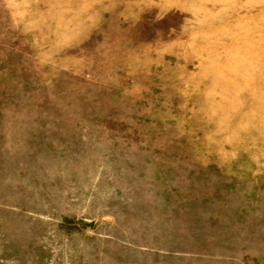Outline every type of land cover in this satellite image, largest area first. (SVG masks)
Returning <instances> with one entry per match:
<instances>
[{
    "label": "rangeland",
    "instance_id": "1",
    "mask_svg": "<svg viewBox=\"0 0 264 264\" xmlns=\"http://www.w3.org/2000/svg\"><path fill=\"white\" fill-rule=\"evenodd\" d=\"M0 264H264V0H0Z\"/></svg>",
    "mask_w": 264,
    "mask_h": 264
}]
</instances>
